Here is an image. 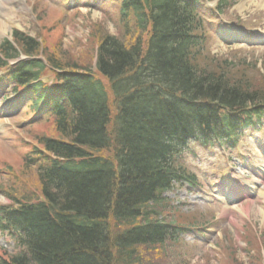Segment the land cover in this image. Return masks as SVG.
Listing matches in <instances>:
<instances>
[{
	"label": "trees",
	"instance_id": "trees-1",
	"mask_svg": "<svg viewBox=\"0 0 264 264\" xmlns=\"http://www.w3.org/2000/svg\"><path fill=\"white\" fill-rule=\"evenodd\" d=\"M196 1L123 0V33L98 32L95 63L40 58V43L14 32L31 57L12 68L18 88L54 71L53 87L31 89L58 136L37 137L24 158L40 192H7L12 203L0 206V232L17 250L0 247V264H154L141 249L170 248L174 232L158 217L164 193L192 179L181 168L185 142L218 126L232 134L238 114L264 102L248 67L205 51ZM16 55L3 43L0 66Z\"/></svg>",
	"mask_w": 264,
	"mask_h": 264
},
{
	"label": "rangeland",
	"instance_id": "rangeland-1",
	"mask_svg": "<svg viewBox=\"0 0 264 264\" xmlns=\"http://www.w3.org/2000/svg\"><path fill=\"white\" fill-rule=\"evenodd\" d=\"M198 5L206 28L205 51L239 68L248 64L253 69L247 70L253 86L264 87V0H227L222 6L218 0H200ZM119 10L120 0H0V44L12 39L13 30H20L38 39L43 59L45 53H53L83 65L93 61L100 33H123ZM226 31H231L229 37ZM20 54L13 62L21 59ZM44 76L48 82L56 80L49 67ZM10 88L11 81L0 78L3 206L11 203L7 192H40L36 167L27 166L24 158L38 144L37 137L58 136L48 116L35 120L29 103L22 108V99L5 98ZM34 121L40 124L32 125ZM253 122L243 129L244 134L236 130L238 145L226 137L225 141L217 136L207 140L206 135L187 143L179 156L181 168L194 179L176 182L164 193L165 210L158 219L172 222L175 237L164 252L162 247H143L149 262L264 264V115H256ZM235 176L240 179L238 184ZM0 247L17 251L14 241L1 232Z\"/></svg>",
	"mask_w": 264,
	"mask_h": 264
},
{
	"label": "bare ground",
	"instance_id": "bare-ground-1",
	"mask_svg": "<svg viewBox=\"0 0 264 264\" xmlns=\"http://www.w3.org/2000/svg\"><path fill=\"white\" fill-rule=\"evenodd\" d=\"M226 34H227V36L229 37V35H230V32H229V31H226Z\"/></svg>",
	"mask_w": 264,
	"mask_h": 264
}]
</instances>
